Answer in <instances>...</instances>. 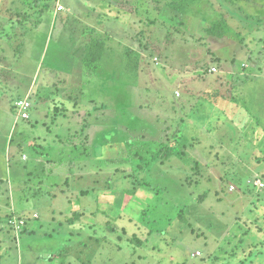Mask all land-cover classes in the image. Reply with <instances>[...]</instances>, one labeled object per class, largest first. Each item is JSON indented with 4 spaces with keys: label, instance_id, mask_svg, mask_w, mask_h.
Returning <instances> with one entry per match:
<instances>
[{
    "label": "rangeland",
    "instance_id": "374dc122",
    "mask_svg": "<svg viewBox=\"0 0 264 264\" xmlns=\"http://www.w3.org/2000/svg\"><path fill=\"white\" fill-rule=\"evenodd\" d=\"M22 97L29 118L6 151ZM0 149L5 161L41 160L26 196L39 195L36 179L73 182L68 200L52 201L69 211L52 223L67 232L36 237L50 264H152L138 256L148 235L163 264H222L241 242L247 257L264 241V0H0ZM49 203L37 219L52 222Z\"/></svg>",
    "mask_w": 264,
    "mask_h": 264
},
{
    "label": "crops",
    "instance_id": "0c3cea01",
    "mask_svg": "<svg viewBox=\"0 0 264 264\" xmlns=\"http://www.w3.org/2000/svg\"><path fill=\"white\" fill-rule=\"evenodd\" d=\"M93 84V82H92ZM91 85V84H89ZM220 86H218L217 88H219ZM215 86H212L211 89H214ZM212 93V92H211ZM212 94H215L212 93ZM27 98L29 99V97H22L20 99H24ZM219 101V97L218 95H216V98L212 97L209 99V103L213 104L214 106H218V103L215 104L216 102ZM30 103V102H29ZM82 103V102H81ZM30 106L27 109V114H28V110L30 109ZM16 107V105H15ZM17 110V107L16 109ZM29 118V115L26 119H23L20 116V112L17 110V114L13 117V124L11 127V130L5 135V139H6V145H5V150L6 151H10V140L9 138L11 137L10 135H12L17 129L18 126L20 125L19 120H27ZM74 120V117L71 118ZM68 121V120H67ZM236 122V120H235ZM15 125V128L13 130V127ZM90 133H91V127L88 128ZM28 133H30L31 135H36L34 131H30L27 130ZM70 131V130H67ZM39 133V131H38ZM101 136V135H100ZM99 136V137H100ZM49 136H46V139L49 140L50 138H47ZM44 137L39 139V144H41L43 146V148L46 149H50L51 146L55 145V142H45L43 140ZM42 141V142H41ZM114 142H116V138L114 140ZM17 145L13 146V149L11 151H13L14 153H17V149H15ZM15 149V150H14ZM28 154H30V152H28ZM3 152L2 149H0V157L1 158V162H0V169H2L3 167V171L4 174H6L4 181H0V216H4V218L11 213H16L18 212L19 214L23 211L26 210L28 211L29 206H32V208L34 209V211H32L33 213H31V215H29V217H31V219H28L27 224L18 232L12 230H6L4 228V226H1L2 222H0V264H50L54 259L50 258V249L47 248L46 246H42V244H38L36 247V237H38L39 239H43L46 238L47 236H44L43 233L45 231H47V229H49L51 227V229H53L54 231H57V233H54L55 235H64L67 231L65 229V227H59L57 226L56 228V223L52 224L55 221H59L61 222V220H57L55 219L56 216H67L69 214L68 209L66 208V205L64 204V211L62 212L60 207L63 203H61L60 205H56L58 207V209L56 210V206H53L52 201L56 203L57 202H61V198L65 197V200H68V196L70 195V193L74 192L75 190L73 189L72 191L69 190L70 185H72L73 182H70V184L67 187H63L61 185L60 182H50L51 178L49 177H43L41 178L39 181L36 179V186H38V188H40V193L39 195H36V192H34V194H30L28 196L22 194V192L20 191L22 188H25V185L27 184V181L24 180V178L26 177V173L29 172L30 170H33L36 167V160H38L39 162H41V160L39 158L34 159L33 161H31V157H28L27 153H24L21 155V158L16 159L14 161H9V160H4L3 158ZM103 156V152L100 153V156L96 157L95 159H93L91 162V165L94 167H97L99 164V159ZM16 158V157H15ZM33 159V157H32ZM28 160V165L26 166L24 164V161ZM4 165V166H3ZM89 170L90 168H85L84 170V178H81L78 185L81 186L83 185L84 181L86 180V185H89V177L87 174H89ZM73 172H77V169H72ZM59 172V171H58ZM64 172V171H62ZM80 172V170H79ZM78 172V173H79ZM66 172H64L65 174ZM66 176V174H65ZM91 179V178H90ZM53 184V185H52ZM52 185V186H51ZM58 187V188H57ZM233 189V188H232ZM37 190V191H38ZM27 191V189H26ZM45 193V191H48V193H50L49 195H44L43 192ZM66 194H68V196H66ZM85 194V193H84ZM26 199V200H25ZM49 200V209L51 211L50 217H53V220L51 222V220L49 221V217L44 218V219H37V212H36V205H40L42 204V201L44 200ZM4 201V202H3ZM85 203H89L88 201H85ZM83 204V206H85ZM92 204H93V200H92ZM82 209V207H81ZM22 210V211H21ZM81 212V214L84 212V214H87V211L84 209ZM92 213V212H91ZM98 213V211H97ZM30 214V213H29ZM36 214V217H34L33 215ZM80 216H83L84 214H82ZM248 216H255L257 218V221L255 222L256 225L258 226L257 229L261 228V224H263V220H262V215L259 214H255V212H253L252 214H249ZM247 217V216H246ZM260 217V218H259ZM259 218V219H258ZM250 221V220H248ZM259 221V222H258ZM62 223V222H61ZM38 224V225H37ZM251 224H249L248 226H250ZM247 228V227H246ZM245 228V229H246ZM263 229V235H264V227ZM152 234V233H149ZM50 237L52 234H48ZM150 235L147 236L146 239H143L141 241H143L142 243H140V246L146 247L145 251H148V253H144L142 254V252L139 253V257H147L148 254V260L152 261V264H163L162 259L164 257H154V255H159L156 250L161 251L163 246L162 245H157L156 242L154 241H150L149 238ZM253 237V236H252ZM66 238L69 239V235L66 234ZM126 242V241H124ZM98 243H102L103 247H104V241L102 240L101 242ZM129 243V241H128ZM179 242H177L176 244H178ZM244 245L242 242L239 245L235 244H231L227 250H226V254L228 253V258L224 259L225 262H223L222 264H249V260L253 261L254 259L256 260H261L262 262H264V241L262 243H256L254 250H251V252H248L249 254L247 255V257L245 256L244 258H242V256L236 251V249H238V247L240 248V245ZM35 245V246H34ZM166 245V244H165ZM169 245V244H168ZM237 247L235 248L234 247ZM253 245L254 244H250L249 249H253ZM214 246L210 245L208 247H204L205 250H203L202 246H197L194 247L193 250L195 249H201L202 251H205V255H209L210 251L212 250ZM182 248V247H177ZM246 248V247H245ZM49 249V250H48ZM39 250V251H38ZM43 250H47V252H44ZM198 253V252H196ZM198 255V254H197ZM132 257H134V255H132ZM191 258H195V253L194 251L191 252L190 254ZM254 257V258H253ZM125 257H123L124 259ZM126 259V258H125ZM133 259V258H132ZM127 260V259H126ZM148 260H146L148 262ZM241 260H244V262H242ZM117 258H113L112 259V263L113 264H120L118 262ZM209 262V261H208ZM69 260H64V263L62 264H68ZM131 263H133V261L131 260ZM150 264V263H148ZM186 264V261H185ZM203 264H209V263H205L203 262ZM251 264V263H250Z\"/></svg>",
    "mask_w": 264,
    "mask_h": 264
},
{
    "label": "built area",
    "instance_id": "2783aa9c",
    "mask_svg": "<svg viewBox=\"0 0 264 264\" xmlns=\"http://www.w3.org/2000/svg\"><path fill=\"white\" fill-rule=\"evenodd\" d=\"M15 105L17 107V110L20 112V116L23 118V119H26L28 117V114H27V109L30 105L29 103V99L27 98H24V99H18L16 102H15ZM255 185L258 187V188H261L264 186V183L262 181H255ZM34 217H36V214L33 215ZM13 226L14 227V230L16 232L20 231L26 224H27V218L23 217V216H20L18 218H14L13 216H7L4 220V222H6ZM6 224V223H5ZM6 224V225H8Z\"/></svg>",
    "mask_w": 264,
    "mask_h": 264
},
{
    "label": "trees",
    "instance_id": "16d2710c",
    "mask_svg": "<svg viewBox=\"0 0 264 264\" xmlns=\"http://www.w3.org/2000/svg\"><path fill=\"white\" fill-rule=\"evenodd\" d=\"M216 37H217V35H216ZM99 57H100V52H95L93 54V56H92L91 62L96 61ZM91 62H88L87 58H86L85 61H84V66L86 68H90L91 67ZM170 153H171V150L166 151V155H170ZM260 243H262V241ZM241 261L244 262V260H241Z\"/></svg>",
    "mask_w": 264,
    "mask_h": 264
}]
</instances>
